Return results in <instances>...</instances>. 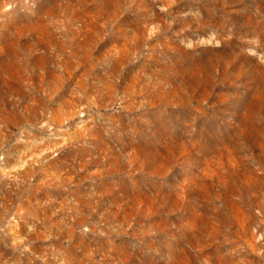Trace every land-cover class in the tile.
<instances>
[{"label":"rangeland","instance_id":"obj_1","mask_svg":"<svg viewBox=\"0 0 264 264\" xmlns=\"http://www.w3.org/2000/svg\"><path fill=\"white\" fill-rule=\"evenodd\" d=\"M0 264H264V0H0Z\"/></svg>","mask_w":264,"mask_h":264}]
</instances>
